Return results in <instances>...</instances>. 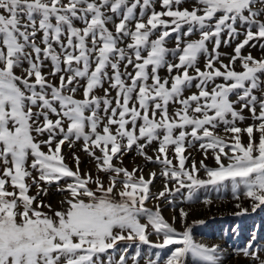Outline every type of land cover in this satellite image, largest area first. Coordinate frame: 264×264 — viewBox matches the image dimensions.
I'll list each match as a JSON object with an SVG mask.
<instances>
[{
  "label": "snow or ice",
  "instance_id": "snow-or-ice-1",
  "mask_svg": "<svg viewBox=\"0 0 264 264\" xmlns=\"http://www.w3.org/2000/svg\"><path fill=\"white\" fill-rule=\"evenodd\" d=\"M186 2L160 0L163 10L156 11L153 0H0V264H104L101 255L116 251L120 241L150 244L152 234L161 241L152 247L177 245L163 264H185L189 254L200 264H220L217 247L195 242L191 229L177 232L159 205L153 210L146 202L173 195L169 184L176 191L187 188L191 200L198 187L230 182L236 199L242 190L251 201L252 212L264 206V58L242 54L253 41H264V12L253 10L257 0H192L191 9L181 8ZM240 25L244 39L225 64L221 36L226 33L224 43H230L241 35ZM173 33L176 47L170 49L166 42ZM197 33L198 39H188ZM201 55L207 56L203 70ZM45 61L58 84L43 73ZM192 87L198 92L186 96ZM79 88L83 99L75 98ZM101 88L102 97L95 94ZM170 105L179 107L170 113ZM245 109L259 123L242 129L237 121L245 119ZM221 126L231 134L228 140L216 131ZM45 133L47 139L37 140ZM75 141L95 161V176L81 173L75 153V169L65 162L62 146ZM194 141L205 158L211 151L215 168L203 161L185 167V145ZM153 142L166 181L157 193H150L155 172L145 179L141 169L114 163L134 146L153 161L145 152ZM201 169L207 179L199 177ZM66 178L71 182L61 186ZM41 183L66 192L61 203L67 207L44 203ZM32 187L36 195L29 194ZM180 216L187 213L181 209ZM251 250L249 242L237 251L247 257ZM117 264H126V257L120 255ZM150 264H160L159 254Z\"/></svg>",
  "mask_w": 264,
  "mask_h": 264
},
{
  "label": "rangeland",
  "instance_id": "rangeland-1",
  "mask_svg": "<svg viewBox=\"0 0 264 264\" xmlns=\"http://www.w3.org/2000/svg\"><path fill=\"white\" fill-rule=\"evenodd\" d=\"M131 2H133V0H129V3ZM191 4L192 0H187L186 3L181 5V8L191 9ZM153 5L156 11L163 10L160 6V0H153ZM253 10L264 12V3H261L260 0H257L253 6ZM150 11L151 9L148 10L149 13ZM137 17H139V9H137ZM260 18L264 19V17ZM75 23L77 27L83 26L79 21H76ZM108 27L114 31L113 25L109 24ZM239 28L241 30V35L235 39H232L228 44L224 43V40L227 39L226 33L222 34L221 36L222 43L219 52L221 53L220 58L225 64L229 62V57L234 55L233 49L235 46L244 39V28L242 25H240ZM175 35L176 34L173 33L166 42V46L170 49L176 47ZM198 38L199 34L197 33L188 39ZM36 39L39 43L40 34H38ZM252 44L255 46H246L242 50V54H251L257 59L264 58V46H262L264 45V41L260 43L253 41ZM40 46L43 47V45ZM54 47H56L57 51H59L58 46L54 45ZM208 48L211 52L213 48L212 41L208 42ZM168 59L171 61L172 57L169 55ZM206 60L207 56L205 55H201L199 58V67L202 70L204 69ZM239 63V61H236L237 71L241 70L239 68ZM27 66V63H25L24 68H27ZM217 66L219 65L217 64ZM24 68L17 69V75H21ZM42 71L48 76L49 82L53 84L59 83L58 75L55 77L48 75L52 71L50 61H45ZM121 71H124L123 64L121 65ZM127 71L132 72V67L129 66ZM109 73L111 74V69H109ZM190 74L194 75V73L191 72ZM160 75L162 77L168 76L166 68L160 69ZM261 79L264 80V77ZM220 82L222 81L217 80V83ZM84 83L85 82L83 80L80 81L81 85ZM193 84H195V81ZM104 87H108L107 82H105ZM209 88H211V85H209ZM110 91V98L115 97L116 92L114 90ZM82 92L83 89L79 88L75 98L83 99ZM194 92H198V89L192 87L185 92V95L187 96ZM95 94L102 97L104 95L103 89H97ZM255 94L260 96V90H255ZM176 107H179V105H170V113ZM237 109H239V105H237ZM258 110L259 108L257 106V111ZM103 115V112H101L102 117ZM242 115L245 117V119L243 121H237V126L242 129L253 125L254 123H259V121L252 120L251 113L247 109L242 112ZM50 118L55 120L57 117L50 116ZM65 128H67L66 123ZM178 131L179 130H177V134ZM216 131L226 140H228V138L231 136L230 133L223 132V126H221V128L217 129ZM47 136V133H45L43 136H37V140H45L47 139ZM254 136L258 142L259 133L254 131ZM241 137L242 142L246 144L248 142L247 134L242 133ZM59 138L60 137L58 136L57 139ZM141 143H143V141ZM199 144V141H194L191 146L186 143V150L183 153V155L187 157L185 161V167L190 169L194 161L197 167H199L200 162L203 161L208 167L215 168L216 165L211 151H209L207 158H205L204 152L200 149ZM82 146V141H75L71 147L67 143L63 145L62 155L65 156V162L70 167L75 169V163L72 158V154L75 153L80 158L81 173H91L93 176H95L97 174L96 163L92 157L88 156L82 151ZM158 147V142H153L151 145L145 148V152L148 156L153 157V161H148L144 158V156L139 155L134 146L131 151L127 152L121 158V160H114V163L119 167L127 168L129 171H132L134 168L141 169L145 179L149 177L150 173L155 172L157 175L153 184L150 185V193H157L163 189V186L166 182L165 178L160 175L163 166L155 162V157L157 155L156 149ZM172 147L173 146L169 147V156L173 155ZM43 150L47 151V147L45 146ZM97 155H99V153H97ZM30 162L31 157L29 158V163ZM173 163L178 164V160H174ZM32 174L33 176L37 175L35 171H33ZM140 174V172H137V176ZM198 175L202 179H207L203 169L200 170ZM100 176L105 180V183H107V175L100 173ZM28 182L30 183L31 181ZM68 182H71L70 178L62 180L60 184L63 186ZM41 186L47 189V194L40 197L44 203L51 205L52 209L54 210H61L62 208L67 207L66 204L61 203L67 196L66 192L58 191L55 184L49 186L41 183ZM169 187L172 188L173 195L167 196L166 199L161 200L152 199L146 202V207L155 210V207L159 205L165 220L171 224L177 232L182 233L186 229H191V235L193 236L195 242L208 247H217L221 257L220 264H262V262H264V206H261V208L257 209L255 212H252L251 201L244 197L242 190L239 193L240 198L236 199L232 192L230 182H226L225 184L218 186L207 185L204 187H198L193 191L191 200L188 199L189 190L187 188L176 191L172 184H169ZM36 192L37 189L32 187L29 194L36 195ZM116 199L118 200L119 197L116 196ZM169 200L171 203L168 202ZM205 200L210 202L204 203ZM238 204L241 206L240 208L237 207ZM242 208L248 209L247 213L237 215V213L241 212ZM181 209L187 213L185 218H181L180 216ZM43 211L47 212L48 209L44 208ZM142 222L146 221L142 219ZM148 239L151 242L150 244H143L138 240L120 241L117 245L116 251L109 250L107 253L101 255V259L104 261V264H108V259L111 257L112 264H117L119 256L124 255L126 257V264H150V261L157 260V254H159L160 264H163V261L166 260L170 255L171 250L177 247V245H170L166 249H158L152 247V245L161 242L157 239L156 235H149ZM249 242L252 244V255L246 257L243 252L237 250L247 248ZM137 253H139L138 257ZM185 264H200V262H194L191 255L189 254L185 258Z\"/></svg>",
  "mask_w": 264,
  "mask_h": 264
},
{
  "label": "bare ground",
  "instance_id": "bare-ground-1",
  "mask_svg": "<svg viewBox=\"0 0 264 264\" xmlns=\"http://www.w3.org/2000/svg\"><path fill=\"white\" fill-rule=\"evenodd\" d=\"M156 187V186H155ZM227 264H229V263H227Z\"/></svg>",
  "mask_w": 264,
  "mask_h": 264
}]
</instances>
